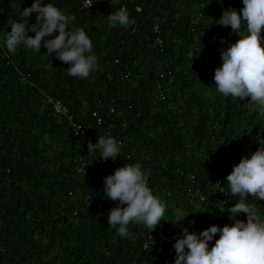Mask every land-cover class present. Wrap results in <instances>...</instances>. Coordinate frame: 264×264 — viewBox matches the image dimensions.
<instances>
[{"label":"trees","instance_id":"obj_1","mask_svg":"<svg viewBox=\"0 0 264 264\" xmlns=\"http://www.w3.org/2000/svg\"><path fill=\"white\" fill-rule=\"evenodd\" d=\"M33 2L0 0V43L21 19L19 8ZM46 2L75 15L72 27L85 29L98 66L87 78L73 77L43 41L40 52L0 47V264H171L164 239L144 249L146 225L130 223L127 237L108 225L118 203L103 191L112 167L87 153L88 142L48 97L62 100L85 127L123 140L116 162L142 166L167 206L160 226L171 234L234 223L227 209L242 198L217 201L209 185L223 179L229 188L234 164L264 147L255 102L225 97L214 80L220 49L238 40L219 19L234 2L242 9L243 0H95L90 8L84 0ZM121 6L135 23L109 27L107 15ZM27 20V27L37 23V13ZM159 84L165 100L157 98ZM197 190L207 197L192 203L189 193ZM246 202L264 217V199L249 194Z\"/></svg>","mask_w":264,"mask_h":264},{"label":"clouds","instance_id":"obj_2","mask_svg":"<svg viewBox=\"0 0 264 264\" xmlns=\"http://www.w3.org/2000/svg\"><path fill=\"white\" fill-rule=\"evenodd\" d=\"M84 3L90 8L95 0H84ZM243 5L239 12L227 8L219 19V24L230 25L240 38L220 49L222 64L215 68L214 80L219 93L240 100L250 97L264 115V0H243ZM33 12L37 13V23L27 27V18ZM18 14L21 19L11 24V31L6 32L0 47L6 46L9 52L15 53L23 45L40 52L43 41L47 53H54L70 65L67 67L70 76L87 78L96 69L98 62L91 38L84 28L72 27L75 15L65 14L46 0H34L31 6L19 8ZM107 22L109 27L135 23L130 20L126 6L112 10ZM29 28L34 35L29 34ZM48 36L51 38L45 39ZM87 153H99L105 161L115 160L122 153V145L111 134L99 135L95 143L89 141ZM226 182L230 191L220 190L242 198L227 209L234 223H225L222 227L214 223L199 233L184 227L175 239L176 255L171 264H264V217L246 202L249 194L256 200L264 199V147L260 146L234 164ZM103 191L108 198L118 201L109 210L107 219L108 225L121 237L129 235L130 223L144 224L152 231L162 220H168L166 204L149 186L148 175L139 163H126L105 176ZM242 212L247 214L246 221L237 218ZM217 233L219 237L214 240ZM151 246L146 245L145 249Z\"/></svg>","mask_w":264,"mask_h":264},{"label":"built area","instance_id":"obj_3","mask_svg":"<svg viewBox=\"0 0 264 264\" xmlns=\"http://www.w3.org/2000/svg\"><path fill=\"white\" fill-rule=\"evenodd\" d=\"M156 45L163 47L164 42H163V39L161 37L156 40ZM166 97H167V93L165 91V88L163 87L162 84H159V86L157 88V98L160 100H165ZM48 103L53 105L54 113L56 115L60 116V118H61V115L65 116L67 118V120L69 121V123L71 124V126L73 127V129L77 135H80L83 138H85V140L88 143H89V141L95 143L98 140L99 135H101V134H99L96 130L94 131L90 128L85 127L82 123H80L76 119L74 114H72L70 112L69 107L62 100L54 98L52 96H49L48 97ZM112 112H113V110H112ZM92 117L96 121L98 126H101L105 123V117L99 111H94L92 114ZM113 125H115L114 122L111 126L113 127ZM119 142L121 143V145H123V140L120 139ZM106 161H108L110 163L113 172L117 167L122 166L119 163H117L116 160H113L112 158H108ZM209 186H210V192H211L213 198L217 201L224 202V201H226L232 197L230 192H227V193L224 192V191H230V189L226 186L223 179H219L215 183H213L212 185H209ZM220 189H223L224 191H221ZM206 197L207 196L204 195L203 193H201L199 190L189 193V200L192 203H195L196 199H198V198L205 200ZM201 217H202V219H207V217L204 215H201ZM208 219H210V217H208ZM157 238L165 240L166 244L170 248V252H171V255H172L173 261H174L176 253H175V249H174L173 245H174L175 239L177 237L175 235L171 234L166 226L158 225L155 229L150 231V234L148 236L149 240L145 243L144 249H145L146 245L150 246V243L157 242L155 240ZM145 250H147V249H145ZM145 263H147V261H145Z\"/></svg>","mask_w":264,"mask_h":264},{"label":"rangeland","instance_id":"obj_4","mask_svg":"<svg viewBox=\"0 0 264 264\" xmlns=\"http://www.w3.org/2000/svg\"><path fill=\"white\" fill-rule=\"evenodd\" d=\"M232 8H235L238 12L241 10V6L238 5V4H236V2L233 3ZM243 26L244 25H242V28H243ZM237 35H238V38L237 39H239L240 38L239 33H237ZM177 218L179 219V217H177Z\"/></svg>","mask_w":264,"mask_h":264}]
</instances>
